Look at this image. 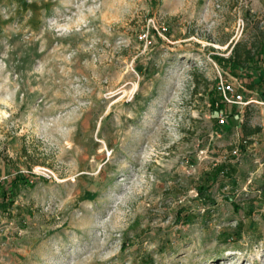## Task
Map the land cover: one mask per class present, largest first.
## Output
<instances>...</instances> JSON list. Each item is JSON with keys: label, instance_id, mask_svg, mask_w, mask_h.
Returning a JSON list of instances; mask_svg holds the SVG:
<instances>
[{"label": "rangeland", "instance_id": "rangeland-1", "mask_svg": "<svg viewBox=\"0 0 264 264\" xmlns=\"http://www.w3.org/2000/svg\"><path fill=\"white\" fill-rule=\"evenodd\" d=\"M259 42L264 0H0V264H264V105H211Z\"/></svg>", "mask_w": 264, "mask_h": 264}, {"label": "trees", "instance_id": "trees-1", "mask_svg": "<svg viewBox=\"0 0 264 264\" xmlns=\"http://www.w3.org/2000/svg\"><path fill=\"white\" fill-rule=\"evenodd\" d=\"M239 44V43H238ZM237 44V45H238ZM236 45V47H237ZM233 48L230 52V54L223 58V60L225 62L228 63L229 65V70L231 72H234L235 69H239L240 72L242 73L243 68L245 67L246 63L251 60L252 61V69H253V73H247L246 74V80L244 82L245 87L247 88H251L254 89L255 91L258 92V94L260 96H264V92L261 91V89L264 88V46L262 43L259 42L258 45H256L255 47H259L256 51L252 52L251 51V47L248 48H244L241 52H238L237 49ZM250 72V71H249ZM216 105V109L214 111V118L217 117V113L218 111H220L222 109V104L220 102V96L219 94H217V97L215 99H213L211 101V105ZM220 126L226 127L225 123L221 124ZM252 131H246L244 133V135L246 134H251ZM227 165V164H226ZM226 165H218V167L216 168V170L218 171H223L224 169H229V170H233V167H226ZM31 166L29 165V168ZM24 182V183H29V178L28 177H20L19 182ZM216 178H212L211 182L214 183L216 182ZM212 186V184H209L203 188L199 187L198 191L200 193L204 192V190H206V188H210ZM205 188V189H204Z\"/></svg>", "mask_w": 264, "mask_h": 264}, {"label": "built area", "instance_id": "built-area-1", "mask_svg": "<svg viewBox=\"0 0 264 264\" xmlns=\"http://www.w3.org/2000/svg\"><path fill=\"white\" fill-rule=\"evenodd\" d=\"M216 90L220 96V102L226 105H238L245 107L251 103L264 105V96H260L257 91L245 87L244 84L233 85L231 81L220 80L216 83ZM264 92V88L261 89ZM225 115L219 113L216 117L217 124H224Z\"/></svg>", "mask_w": 264, "mask_h": 264}]
</instances>
